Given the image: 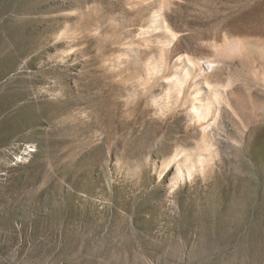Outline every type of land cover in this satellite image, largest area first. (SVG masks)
<instances>
[{"label": "rangeland", "instance_id": "1", "mask_svg": "<svg viewBox=\"0 0 264 264\" xmlns=\"http://www.w3.org/2000/svg\"><path fill=\"white\" fill-rule=\"evenodd\" d=\"M169 25L261 38L264 0H0V264H264V111L205 134Z\"/></svg>", "mask_w": 264, "mask_h": 264}, {"label": "bare ground", "instance_id": "2", "mask_svg": "<svg viewBox=\"0 0 264 264\" xmlns=\"http://www.w3.org/2000/svg\"><path fill=\"white\" fill-rule=\"evenodd\" d=\"M169 26L173 31L169 54L174 74L173 89L181 109L186 110L205 134L211 131L213 121H222L223 112L235 123L240 133H246L249 130L247 122L258 118L256 111H264L263 99L256 102L253 91L248 89H239L240 94L237 96L232 80L228 78L225 82L223 77L224 73L227 74L225 69L229 71L239 65L243 71L258 75L255 56L259 57L261 72L264 71V37L231 36L223 45L217 39L204 37L203 40L202 37L201 43L189 46L181 42V30L173 25L174 31ZM259 94L260 97L264 95ZM246 105L250 109L247 116L245 112L241 113Z\"/></svg>", "mask_w": 264, "mask_h": 264}]
</instances>
